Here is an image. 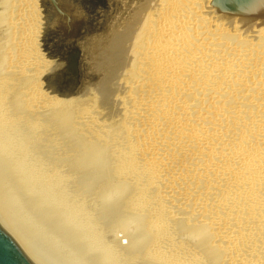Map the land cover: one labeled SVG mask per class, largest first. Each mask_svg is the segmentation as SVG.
<instances>
[{
  "label": "bare ground",
  "instance_id": "obj_1",
  "mask_svg": "<svg viewBox=\"0 0 264 264\" xmlns=\"http://www.w3.org/2000/svg\"><path fill=\"white\" fill-rule=\"evenodd\" d=\"M25 1L27 3L23 0V4L28 7L30 0ZM209 1L132 0L131 5L122 1L123 13L120 12L105 38L95 42L93 39L96 38H93L87 50L89 69L98 77L100 73L104 76L124 68L127 58L120 49L122 45V49L126 45L127 49L135 42L139 47L134 66L129 65L131 58L133 60L129 55L134 48L131 46L130 52L125 51L126 56L129 52L130 59H127L125 68L136 67L135 76L131 73L135 77L132 86L138 79L142 83L134 86L132 93L135 97H126L130 105L129 110H124L128 113L122 107L118 111L123 113L124 125L121 123L117 128L122 136L116 141L118 147H114V143L109 145L113 146V154L108 158L111 161L116 159L110 164L114 167L111 177L120 185L125 184L127 188L124 187L123 194L127 189L130 193L127 201L128 191L123 197L126 201L123 211L125 209L127 218L117 212L118 217L113 215L108 224L118 226L128 234L124 255L112 251L108 242H99L102 228H95V216L90 214L94 206L93 190L85 188L90 181L87 178L80 180L75 174L79 181L75 188L68 189V177L73 178L75 173V169L70 168L72 166L67 168L71 155L59 152L61 141L50 135L51 128L47 127L44 116L49 115L50 108H59L70 101L69 97L64 102L51 104L40 101V106L36 94L24 93L23 89L10 91V83H23L27 74L34 71L30 64L34 60L28 36L32 28L25 25L28 36L24 32L25 39L17 35L23 39H16L17 59L4 73L0 72V217L55 264H204V256L199 252L191 253L174 246L168 230L173 222L198 233L203 229L207 234L210 232L206 246L209 245L207 252L214 254L211 256L214 259L210 258L209 264H264V92L261 88L264 80L255 75L264 68V33L259 26L254 29L244 27L246 39L262 47L255 51L257 58L254 49L253 55L249 51L251 57L245 50L233 52L236 44L231 46L232 43L246 41H235L234 29L241 26L218 19L213 9H209ZM19 3H15V7ZM24 9L27 10L26 6ZM30 13H26L29 20L32 11ZM228 44L234 49L228 51ZM258 47L255 46L257 50ZM122 69L118 71L119 75ZM11 74L13 80L8 78ZM109 79L105 82H111ZM91 84L84 85L80 92ZM247 90L255 96L246 94ZM250 108L255 109L256 114L260 112V117L254 114V110L249 111L254 113H248ZM74 121L71 125H76L74 129L83 128L90 133L87 139L91 144L97 142L96 147H101L99 145L107 144L105 142L110 143L105 135L91 132V123ZM92 133L96 136L93 137ZM87 139L84 142L90 144ZM119 192L122 194L120 189ZM99 213L104 218L105 214ZM128 216L137 219L132 222ZM140 217L146 218L144 222L139 221H146L145 225L137 224L145 226L144 232L139 227L137 231L133 228L136 227L133 223ZM131 231L135 234L132 237ZM202 236L204 238V234Z\"/></svg>",
  "mask_w": 264,
  "mask_h": 264
},
{
  "label": "rangeland",
  "instance_id": "obj_2",
  "mask_svg": "<svg viewBox=\"0 0 264 264\" xmlns=\"http://www.w3.org/2000/svg\"><path fill=\"white\" fill-rule=\"evenodd\" d=\"M32 1L33 2H31V0H30L31 4H30V2L28 3L30 5V7H29V5L27 7V5L23 4V0H19L20 3L17 2V0H16V2L13 0H8V3H7V0H6V2H5V0H0V66L1 67L3 66L2 67L3 71H0V72L4 73V70H7L8 66L11 67L12 65H14V64H12L15 62L13 60L17 59V57H16L17 56L16 54H18V41L17 40H19V39L21 41L23 40L20 37H17V35L19 36V34H20V36L22 35L23 36L22 38L25 39V37H24L25 33H26L25 36H27V32H25V30H27V28H29V29L32 28L31 33H30V31H28V36H30L29 39H30L31 45H30L29 49H30V52L33 56L34 62L32 61L33 64L30 62L29 63L31 65H33L34 71L32 73L29 72L30 75L27 74L28 78H25L26 77V75H25V77H24L25 79L23 80V83L22 82L19 84L10 83V86H11L10 91H13V90L18 91L20 89L21 90L23 89L22 92H24V93L28 92L31 94H36L37 102L40 106H41L40 103L51 104V103H58L60 101L64 102L68 99L70 100L67 102L68 104L64 103L66 106H63L64 105L63 104L59 108L58 107L50 108L52 111L47 112V113H49V115L45 114L46 116H44V119L48 123L47 127L51 128L50 135L52 134V137L54 135L56 140L61 141V142H59V143H61L60 149L61 148H63V149H61V150L59 149V152L63 151L64 154H66V152H67L68 156L69 155H71L73 157L75 156V159L74 158L71 159V156L68 157V161H67L68 165L65 163L68 166L67 168H69V166H72L70 168L73 171L75 169V171H74L75 173L73 172L74 173V176H73L74 179L71 177H68L69 180L71 179V181L67 180V182L69 184L68 189L71 186H72L71 189L75 188L74 185L79 181L77 176H79L80 180L83 178H87L86 180L90 181V183H89L90 186L88 185L87 186L88 188L87 187H85V188L87 190H90L91 192L93 190V192H94V193L92 192V195L94 197V202H93L94 206L92 209H90L91 210L90 214L93 217L95 216V220L97 223L99 221V224H97V223L95 224V226H96L95 228H97V230H100L101 228L103 229V230L101 229L99 231L100 235L102 236L100 238L101 241H99V242H102V241L108 242L110 244V248L112 251L119 253L121 255H124L127 251L126 245L128 244L127 241L129 240L127 238L128 234H126V232H123L122 230H119L118 226H115V225L112 226V224H111V226L109 225L110 226L109 227L108 224L111 223L110 219L111 218L113 219L114 216L116 218V216L118 214L122 215L123 217L126 215L125 209L123 211V207H126V204L124 205V203L127 201V198H128L127 196L130 193L128 191L129 189H127V190H125V194H123L124 192H122V191H124V189L127 188L125 186V184L120 185L121 183L115 181L114 178L111 177L112 176L111 172H113L112 169H114V167L112 166L113 167L112 168L111 165L116 159H114L113 161H111L109 159L110 162H108L109 161L108 158H110L111 153L113 154V152H112L113 146L110 147L109 145L114 143V147L115 146L118 147V142H116V141H118L120 139L119 137L122 136L120 134V131L117 130V128L119 125H121L122 122L124 123V120H122L123 113L121 110H120V112H118V111L122 107L123 111H125V113H128L127 110H129L130 104L126 100L127 99L126 97H128V95L135 97L134 96L135 94L133 95V93H132V91L135 90L134 86L135 85L140 86L142 83V82H139L140 79H138V82L136 84H134L133 86L131 85L132 81L134 80L133 78H135V77H132V75H134V73L136 71V69H134V68H136V67H134L132 69V68H130V66H134L133 65L134 61L137 62L136 59L139 57V54L137 53L139 51V47H137L138 44L136 46L135 42H133L134 44H131V45L129 44L130 47L128 45L129 48H127V49L129 50L132 46L134 48L132 51H134V52L129 50V52L131 51L129 57L132 56L133 60L131 58L132 63L129 62V65L130 64H132V65H130L129 67H126V68H125V65L127 66V64H128L127 59L130 60L128 58L129 52H127L128 54L126 53L127 54V56H126L125 51H128L126 49L127 45L124 48L126 50L122 49L124 47L123 45H122V47H120V49L123 50L122 52L124 54V58L125 57L127 58V59H125L126 60L125 64H123L124 65L123 69L126 71L123 72V69L120 68V70L122 69V73L120 75H119L120 70L113 71V72H111V74L104 75V76H101L100 74L103 75V73H100L95 80L96 84L99 83L98 85H96V84L88 85L91 87L86 86L87 88H85V90L82 89L81 92L79 91L77 95L66 96V95H64V93H69L74 89L79 90V88L84 86L82 84V81H81V80H83V74H84L83 70H82V64H84V61H86V56H84V55H86V52L91 45V42L93 43V40L95 42L97 39L105 38V36L108 33V30L110 29L111 25L116 21L117 17L120 16V12L122 14L124 11L123 10L124 4H122V1H125L126 4L131 5L132 0H127V2H126V0H32ZM14 2L19 3V5L21 7L19 5L17 7H15ZM24 2L27 3L25 0H24ZM210 2H212V0L209 1V3H208L209 9L212 10L213 7L211 6L212 4ZM5 5H7V6L5 7ZM25 6H26L27 10L24 9ZM13 7H14V9H13ZM28 9H30L32 11V15L30 16L31 17L30 20L27 17L31 14L30 13L31 11ZM23 10H25V11H23ZM14 11H15V14H14ZM21 11H22V13H21ZM3 13L5 15H3ZM26 13L27 14L29 13V15L27 16ZM9 14L11 15V17ZM17 14H19V16ZM24 14L26 15V18L23 17V16H25ZM20 15H21V17H20ZM12 16L14 19L12 18ZM11 19H12V21H10ZM20 19H23V20H20ZM18 21H19V23H18ZM10 22L11 23L13 22L12 23L13 25ZM20 22H22V24L23 23L24 24L22 25ZM9 23H10V25H9ZM17 24H19V25H17ZM20 25L22 26V28L23 27L24 28L22 29L20 27ZM25 25L26 26L30 25V26L26 28ZM31 25H33V26H31ZM18 27H20L21 32L25 28L26 29L21 34ZM13 28H14V30H13ZM258 28H261V33H264V22ZM15 30L18 32H16ZM244 32L245 31H244L243 26H241L240 28H238V26H237V28L234 29V33H233L234 37L236 39L235 41H238V40L245 41L246 40L247 42L245 41L242 44L238 41V42L232 43V45L230 44L231 46L236 44L235 46H233L234 48L236 47L235 49L233 47H231L229 44H228L229 47L227 46L229 49L226 47H224V48H226L228 51L230 50V48H231V50L233 48L234 49V50H232L233 52H237L239 50L240 53H241V51L244 52V50H245L246 53H249V54H247L249 56H250V52L253 55L255 53V51L256 52L260 51V49H262V47H260V46L258 47L255 44V41L251 42V40H247L246 36H244L245 35ZM248 32L250 33V30ZM6 33L8 34V36L10 34V36L9 37L6 36ZM235 33H236V36H235ZM5 37H8V38H5ZM250 37L253 38L252 35ZM11 38H12V40H11ZM93 38H96V39H93ZM127 39H129L128 41H130V37ZM252 40H254V39H252ZM14 43H16V45H14ZM237 44H239V45H237ZM248 45H249V47H248ZM255 46L258 47L259 50H257V48H255ZM9 48H10V50H9ZM236 49H237V51H236ZM253 49H254V53H253ZM10 52H11V54H10ZM257 55L258 54L255 55L256 56L255 58H257ZM245 56H246V54H245ZM10 58H11V60H10ZM245 58H247V56ZM1 63L3 65H1ZM26 63H27V61H26ZM4 65H6L5 68H4ZM1 67H0V70H2ZM262 68H263V66H262ZM114 72H115V75H113ZM131 73H132V75H131ZM109 75H111V77ZM255 75H260L259 80H261V79L264 80V68L262 71H259V74H255ZM11 76H12V78H14V75H12V74L9 75L8 78H11ZM112 76H113V78H112ZM104 77H105V79L103 80L102 78H104ZM114 77H115V79H114ZM109 78H111V82H108V81H110ZM26 79H28L27 82H26ZM98 79H100L101 81ZM106 79H108V81L105 82ZM112 79H114V80H112ZM100 82H102V84L104 83L103 86H102V84H100ZM138 84H140V85H138ZM263 86L264 85H261V88L264 92ZM86 89H87V91H86ZM88 89H90V90H88ZM104 89H106L105 91H106L107 95H105V91H103ZM47 90L53 92L54 94H58L59 96H62L64 98L57 97L56 95H51L47 92ZM250 90H251V88H250ZM250 90H247L246 94H251L252 92ZM83 91L85 92L84 95H83ZM136 91H137V89H136ZM248 91H250V92H248ZM86 92H88V93L86 94ZM79 93H81L82 95ZM102 93H104V94H102ZM255 94H258L257 91ZM251 95H253V94H251ZM80 96H82V97H80ZM253 96H255V95H253ZM262 96L264 97V95H262ZM76 98H79V99H77V101H75ZM72 99H75V100H73L75 103L72 101ZM13 101H14V99H13ZM40 101H42V102H40ZM71 103H72V105H69ZM254 103H256V102H254ZM67 105H69V106H67ZM42 106H45V105H42ZM114 106L116 108H114ZM67 107H69V108H67ZM124 109H127V110H124ZM17 110H18V108H17ZM17 110H15V111H17ZM250 110L251 111L254 110V112L256 111L255 109L250 108V109H248V113H254V112H249ZM259 113L260 112H257V114H256V112H255L254 114H256V116L257 115L259 116L260 115ZM69 114H71V115H69ZM49 117H50V119H48ZM76 118L82 120V122L86 121V123H91L92 124V131L91 132L95 131V132H93L94 134L98 133V134L105 135V137H108L107 139H109V141L111 140L109 144H108V142H105L108 144L109 147H107V144H102L99 142V144H102L99 146H101V147L103 146L102 149H104V147L106 145L107 150H106V148L104 150H102L101 147H96V146H98V143L93 141V140H92V142L93 143L95 142V143L91 144V141L89 139H87V136L90 135V133L87 132V129L83 130V128H77V127H76V129H74L75 127L73 128V126H76L75 124H73V126H71L73 123V119H75V121H76L77 120ZM80 120H77L76 123H78ZM75 121H74V123H75ZM123 123H122V125H124ZM114 124L116 125V128H115ZM66 125H68L66 127L67 129H65ZM69 126H71L72 129H70L71 127H69ZM110 126H112V127H110ZM64 130L66 132L67 131H69V132L66 133V132H64ZM71 130H74V131H72L73 133L71 132ZM78 131H79V133H78ZM80 132L81 133L86 132V133H84L85 135L87 133H89V134H87L86 136H83L84 134L82 133L83 134L82 135ZM63 133H64V135H63ZM93 133H92V135H93ZM67 134H68V136H67ZM80 134H81L82 138L80 137ZM60 136L63 137V139ZM94 136H96V135H93V137ZM114 136H116L117 138ZM79 137H80V140H79ZM84 138L89 140L90 144L92 146L90 144H88L87 141H86L87 142V144H86L84 142L85 141ZM81 139L83 140L84 144L82 143ZM65 142L67 145L65 144ZM78 142H79V144H78ZM76 145H77V147H76ZM120 146H121V143H120ZM120 146H119V148H120ZM86 149H88V150H86ZM94 149H95V151H94ZM104 151H105V153H104ZM99 153H101V154H99ZM64 156H66V155H64ZM101 157H102V159L99 160ZM69 158H70V160H69ZM182 158H183V156H182ZM78 160H80V161H78ZM76 162H78L77 165H76ZM105 162H106V164H105ZM72 164H74V165H72ZM103 164L105 166L107 165V167H105ZM108 167H109V169H108ZM107 172H108V174H107ZM99 175H101L100 178H99ZM95 177H98L100 180H102V178H103V180H102L103 184H102V182L97 184V182H100V180H98V178L95 179ZM104 177L106 178V180L104 179ZM90 179H92L93 181ZM110 180H111V182H110ZM108 181H109V183H107L108 184L107 185L106 182H108ZM114 181L118 183L119 187L123 186L122 189L119 188L118 185H115L116 183ZM92 183H93V186H91ZM110 183H113V184H110ZM113 185H114V188H113ZM109 187L111 188V190ZM99 189H100V191L102 189V191H104V192L101 191L102 194L99 193L100 192ZM114 189H117V191H115ZM119 189L122 192V194L119 192ZM113 190H114V192H113ZM108 191H109V193H108ZM116 192H117V194H116ZM104 194H106V195H104ZM119 194H120V197H119ZM110 195H111V198H110ZM125 195H126V197H125L126 201L123 198ZM100 197H102V198H100ZM103 197H106V199L104 198L105 199L104 200ZM108 199H110V201H108ZM112 199H113V201H112ZM114 199H116V200H114ZM122 199H123V201H121ZM100 200H103V201H101L102 203L100 202ZM120 202H122V204ZM116 203L117 204L119 203L120 206L117 207ZM104 204H106V205H104ZM115 204H116V206H115ZM105 206L106 207L109 206V207L106 208ZM103 207L105 208V210ZM114 207H115V209H114ZM100 208L102 211L103 210L104 211L102 212L100 210ZM116 209H119V210H116ZM99 212H101V214H103V215L105 214L104 218L102 216H100ZM109 212H111V213L109 214ZM117 212H118V214H117ZM95 213H96V215H95ZM98 215L101 219H98L99 218ZM110 215H112V217ZM125 218H127V217L125 216ZM129 218H130L129 220H131V221L134 220V218L133 219H131V217H129ZM142 218L143 217H140L138 219V221H136L137 223L136 222L133 223L136 226V227H133L136 229V231H137V227H139V226H137V224L138 225H141V224L145 225L146 224V221H145V223H143L146 218L145 219H142ZM136 219L137 218H135V220ZM141 219L143 220L142 223H140ZM134 221H132V222H134ZM101 222H103V223H101ZM173 223L171 224L172 226L171 225L168 226V230L170 229L169 230V232L171 234L170 236L173 237V239H174V240H172V243H174V246L176 245L178 248H181L185 251H189L191 253L192 252H197V253L199 252L198 254L199 255L201 254L200 256H204V257H202V261L204 262V264L209 262V260H211L212 257H214V254H209V252H207V250L209 248V245L206 246L208 244L207 240L210 238V235H211L209 231H208V234H210V235L208 237V234L206 233V229H203L201 232L198 233L196 230L193 231V229H190V230L185 229L184 226H183L184 227V229H183L182 224H181V226H179V224L174 225ZM117 224H118V222H117ZM100 225H102V227H100ZM142 227L140 226L139 228H141L144 232L146 230V228H144L145 226L143 228ZM186 228H188V227H186ZM139 231H140V229H139ZM143 232L141 231L142 234H143ZM193 232H195V233H193ZM116 234H117V238H115ZM203 234H204V238L202 236ZM206 234H207V236H206ZM114 235H115V237H114ZM133 235H135V234L131 231L130 237H132ZM205 237H208V238H205ZM201 250H203V251H201ZM204 251L206 252L205 255H204ZM207 264H209V263H207Z\"/></svg>",
  "mask_w": 264,
  "mask_h": 264
},
{
  "label": "water",
  "instance_id": "obj_3",
  "mask_svg": "<svg viewBox=\"0 0 264 264\" xmlns=\"http://www.w3.org/2000/svg\"><path fill=\"white\" fill-rule=\"evenodd\" d=\"M213 14L220 20L248 28H256L264 22V0H212ZM86 61L82 64V84H91L97 74L91 72ZM81 70V71H82ZM83 88V86L81 87ZM74 89L66 96L76 95ZM0 264H55L35 246L25 241L0 217Z\"/></svg>",
  "mask_w": 264,
  "mask_h": 264
}]
</instances>
